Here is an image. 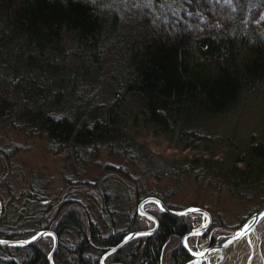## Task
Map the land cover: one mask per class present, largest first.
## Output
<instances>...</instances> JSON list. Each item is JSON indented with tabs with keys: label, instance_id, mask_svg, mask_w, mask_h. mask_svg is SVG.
I'll return each mask as SVG.
<instances>
[{
	"label": "trees",
	"instance_id": "obj_1",
	"mask_svg": "<svg viewBox=\"0 0 264 264\" xmlns=\"http://www.w3.org/2000/svg\"><path fill=\"white\" fill-rule=\"evenodd\" d=\"M179 1L183 10L173 12ZM151 3L136 14L129 0H0V121L43 136L76 171L89 155L118 154L139 172L128 174L139 199L150 194L149 180L181 175L221 179L244 199L264 193V137L241 146L204 127L264 93V0ZM170 7L176 15L167 14ZM95 190L109 207V189ZM64 206L56 263L100 264L123 236L146 230L135 217L126 231L104 234L84 204L68 199ZM154 215L158 229L134 238L111 262L162 264L170 242L192 229L190 215ZM17 238L0 225V239ZM0 249L10 255L0 264H48L41 241ZM169 258L191 259L180 245Z\"/></svg>",
	"mask_w": 264,
	"mask_h": 264
},
{
	"label": "rangeland",
	"instance_id": "obj_2",
	"mask_svg": "<svg viewBox=\"0 0 264 264\" xmlns=\"http://www.w3.org/2000/svg\"><path fill=\"white\" fill-rule=\"evenodd\" d=\"M129 1L131 7L137 8L136 14L139 8L144 9V6L152 4L151 0ZM178 3L181 5L180 1ZM179 6L173 7V12L183 10V5ZM173 12L171 8L167 14L176 15ZM206 125V131L214 137H220V141L229 137L241 146L247 145L251 136L263 138L264 93L260 91L254 94L227 117L212 120ZM84 168V171L82 167L79 171L70 168L64 154L55 152L43 136L28 134L23 129L5 125L0 121V200L3 205L0 214L1 228L21 236L20 239L13 240H27L43 229V226H50L51 229L48 230L56 233V222L59 220L57 214L65 212L64 201L69 199L84 204L91 215L90 218L104 234L126 231V226L135 217L144 218L146 230H149L153 227V221L138 212V205L146 197H157L171 209L199 207L209 212L211 223L205 233L189 239L190 248L199 252L223 244L257 211L264 209V193H251L247 195L251 196L250 199H244L229 190L226 182L221 179L217 183L208 179L198 183L191 175H181L176 182H158L151 179L146 182V189L151 195L139 199L134 185L128 178V174L134 176L139 173L136 166L126 164L118 154L109 151L102 152L99 157L89 155ZM102 185L111 192L109 207H105L102 194L95 190ZM43 201H46V206L49 205L50 215L48 212H42ZM107 209H111L114 216L109 214ZM145 210L154 215L161 209L149 204ZM53 216L55 223L50 221ZM190 216L191 230L206 223L207 219L203 214ZM45 218L52 225L48 220L44 221ZM39 241L45 253L49 255L54 247L53 238L46 236L36 242ZM179 245L182 246V238L170 242L162 264H170V253ZM59 246L58 239L54 257ZM94 248L93 246L90 249V255L96 258ZM8 253V249H0V256ZM62 253L67 254L66 250ZM105 253L101 254L100 264ZM112 254L105 259L104 264L116 263L110 261ZM182 264H189V261Z\"/></svg>",
	"mask_w": 264,
	"mask_h": 264
},
{
	"label": "water",
	"instance_id": "obj_3",
	"mask_svg": "<svg viewBox=\"0 0 264 264\" xmlns=\"http://www.w3.org/2000/svg\"><path fill=\"white\" fill-rule=\"evenodd\" d=\"M149 204H154L159 209H161L163 212L168 213V214H172V215H176V216H185V215H190V214H203L205 216V218L207 219L206 223L201 225L199 228L193 229L190 232L186 233L182 237V247L187 252V254L191 258H195V260L202 258L203 256H205L208 253L207 250H201L199 252H196L195 250H193L189 246V239L191 237H193V236H199V235L204 234L206 229L210 225L211 216H210L208 211H206V210H204L202 208H199V207H189V208L182 209V210L171 209V208L167 207L157 197H146L139 203L138 212L142 216H145L146 218L152 220L153 221V227L151 229H149V230L136 231V232L129 233L127 236H125L124 240L120 244H118L117 246H115L112 249L108 250L103 255V257L101 259V264H104L105 259L110 254H112V253L118 251L119 249H121L129 240H132V239H134L136 237L143 236V235H151L157 230V228L159 226L158 219L154 215L148 213L145 210V207L147 205H149ZM263 217H264V209H261V210L257 211L250 219L253 222H251L249 220L244 225H242L240 229L236 230L226 242H224L223 244H220V245H218V246H216L214 248H211V250H215V249L223 250L225 247H227L228 245H230L234 241H237L241 237H244L246 234H248L253 229V227H254L253 224L255 222L261 220ZM46 236L52 237L53 241H54L53 250L48 255V263L49 264H56V262L54 261V253H55V249L57 247L58 237H57V234L55 232L51 231V230H42L39 233L35 234L34 236H31L27 240H5V239H0V246L23 247V246H27L29 244H33L36 241H38L39 239H41L43 237H46ZM208 250H210V249H208ZM113 264H122V263H113Z\"/></svg>",
	"mask_w": 264,
	"mask_h": 264
},
{
	"label": "bare ground",
	"instance_id": "obj_4",
	"mask_svg": "<svg viewBox=\"0 0 264 264\" xmlns=\"http://www.w3.org/2000/svg\"><path fill=\"white\" fill-rule=\"evenodd\" d=\"M253 225L248 234L223 250L205 248L203 250H207L208 253L197 260L190 257L189 264H264V217Z\"/></svg>",
	"mask_w": 264,
	"mask_h": 264
}]
</instances>
